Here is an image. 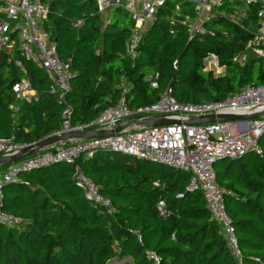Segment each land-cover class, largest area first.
I'll use <instances>...</instances> for the list:
<instances>
[{"label": "trees", "instance_id": "trees-1", "mask_svg": "<svg viewBox=\"0 0 264 264\" xmlns=\"http://www.w3.org/2000/svg\"><path fill=\"white\" fill-rule=\"evenodd\" d=\"M49 14L43 28L57 44L74 77L67 101L72 125L86 123L116 104L121 78L129 88L126 102L137 108L156 102L170 87L179 103L223 100L246 85L264 84V61L244 51L257 26L259 5L224 2L204 24L212 35L189 40L186 18L195 19L192 3L166 0L145 27L134 60L124 55L134 21L121 8L98 12L95 0H42ZM177 7L179 11H177ZM190 11V12H189ZM244 12L245 17L236 19ZM81 21L74 27L73 24ZM207 53L218 56L225 74L204 71ZM13 60L21 61L23 73ZM155 76L157 88L146 77ZM26 77L37 101L15 103L12 85ZM49 79L18 50L0 49V138L38 142L61 129L63 107L48 93ZM262 155L219 159L216 179L224 191L226 212L235 229L240 260L211 219L200 191L188 192L190 175L131 155L97 150L74 164L55 163L19 175L2 189V210L22 220L0 223V264H264V134ZM75 165L108 199L112 212L84 197L73 179ZM8 165L0 166L4 171ZM180 195V196H178ZM163 201L166 215L157 210ZM112 246L116 247L114 251ZM147 253H153L157 261Z\"/></svg>", "mask_w": 264, "mask_h": 264}, {"label": "built area", "instance_id": "built-area-1", "mask_svg": "<svg viewBox=\"0 0 264 264\" xmlns=\"http://www.w3.org/2000/svg\"><path fill=\"white\" fill-rule=\"evenodd\" d=\"M98 12L104 13L108 7L121 8L128 12L134 25L125 42L126 57L134 60L137 56L141 35L154 19L158 9L166 0H95ZM192 3L195 14L193 23L183 21L188 26L189 40L196 34L212 33L204 24L212 18L211 8H218L224 2L236 0H186ZM242 1V0H241ZM246 5H259L257 26L251 31L252 38L246 43L244 51L235 54L233 61L243 66L249 55L264 61V0H244ZM177 11L179 8L177 7ZM49 9L42 0H0V49L7 53L18 46L20 56L39 66L50 81L48 93L63 109L61 129L48 137L61 136L71 132L113 130L126 123L125 129L110 136L92 139L69 140L48 147L9 166L0 174V223L13 226L22 223L20 218L2 210L3 186L17 182L21 173L42 168L55 163L74 164L81 154L91 157L97 150L122 152L138 159L180 169L190 175L186 191H200L210 213L211 219L220 227L234 258L240 260L235 229L226 212L224 191L219 186L214 163L219 159H239L248 153L262 155L259 140L264 134V114L250 120H221V115L248 116L264 112V84L246 85L223 100L195 104L179 103L167 87L158 100L150 105L131 108L126 102L129 88L121 78L120 98L115 105L105 109L96 118L83 124L72 125V105L67 101L71 79L75 76L70 62L62 61L57 52V44L43 28ZM241 18L245 17L244 12ZM237 19V17H236ZM81 24L77 21L74 27ZM13 63L23 73L21 61ZM204 71L216 77L225 74L218 56L207 53L203 60ZM151 88L156 89L155 76L145 78ZM15 103L10 105L18 110L19 101H37V95L26 77L12 85ZM153 117L179 121L171 126L149 127L144 124ZM192 119H200L197 125H186ZM34 143H16L11 138H0V156L14 155ZM73 179L84 193V197L103 206L107 212L113 208L108 199L99 193V187L89 179L79 165H75ZM180 196V195H178ZM161 216L166 215L163 201L157 203ZM157 261L153 253H147Z\"/></svg>", "mask_w": 264, "mask_h": 264}, {"label": "water", "instance_id": "water-1", "mask_svg": "<svg viewBox=\"0 0 264 264\" xmlns=\"http://www.w3.org/2000/svg\"><path fill=\"white\" fill-rule=\"evenodd\" d=\"M264 114V112L255 113L248 116H240V115H221L219 118L221 120H250L255 117H258L260 115ZM202 121L200 119H192L189 122L185 123L186 125H197L200 124ZM130 123L123 124L121 126H118L114 128L113 130H100V131H86V132H71L66 133L61 136H52L45 138L43 140H40L39 142L35 143V145L27 147L23 150H21L19 153L14 155H7V156H0V166L13 164L18 162L19 160L34 155L37 152L44 150L50 146L60 144L62 142L69 143V140H80V139H92V138H102L105 136H110L114 133L120 132L123 129H125ZM146 126L149 127H161V126H171L173 124H180L179 121L175 120H167L163 119L161 117H153L152 119L146 120L144 122ZM162 165V164H160ZM113 250H116L115 246H112ZM127 260V261H125ZM130 258L122 259L117 264H131L129 262Z\"/></svg>", "mask_w": 264, "mask_h": 264}, {"label": "rangeland", "instance_id": "rangeland-1", "mask_svg": "<svg viewBox=\"0 0 264 264\" xmlns=\"http://www.w3.org/2000/svg\"><path fill=\"white\" fill-rule=\"evenodd\" d=\"M212 10H211V13L210 14H212L213 12H216V8H211ZM189 10L191 11L192 9L191 8H189ZM189 11V12H190ZM236 17H237V19H239L240 17H241V15H236ZM188 20H187V22L188 23H193L194 22V19H189V18H187ZM125 261H127V260H125ZM124 261V262H125ZM119 261L118 260H113V261H110L108 264H117ZM124 262H122L121 264H123ZM129 262H131V260H129Z\"/></svg>", "mask_w": 264, "mask_h": 264}, {"label": "crops", "instance_id": "crops-1", "mask_svg": "<svg viewBox=\"0 0 264 264\" xmlns=\"http://www.w3.org/2000/svg\"><path fill=\"white\" fill-rule=\"evenodd\" d=\"M213 13H214V12H213ZM254 28H255V27H254ZM254 28H253V29H254ZM22 78H23V77H22ZM19 102H20V101H19ZM24 102H25V101H24ZM45 138H47V137H45ZM45 138H44V139H45ZM42 140H43V139H42ZM38 142H39V141H38ZM36 143H37V142H36ZM48 150H49V148H46V149H44L43 151L45 152V151H48ZM3 172H4V171H0V174L3 173Z\"/></svg>", "mask_w": 264, "mask_h": 264}]
</instances>
